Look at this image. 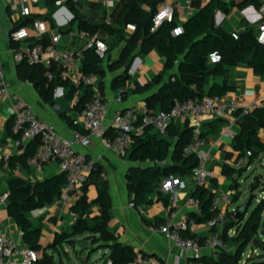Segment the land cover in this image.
Segmentation results:
<instances>
[{
  "label": "crops",
  "instance_id": "0c3cea01",
  "mask_svg": "<svg viewBox=\"0 0 264 264\" xmlns=\"http://www.w3.org/2000/svg\"><path fill=\"white\" fill-rule=\"evenodd\" d=\"M10 1L0 0V56L10 84L9 92L0 98V196L5 192L9 193L8 180L11 177H19L25 181L34 183L63 172L57 160L46 161L41 169L33 168L27 162L25 164L21 162H16L13 165L10 164L9 157L21 154L28 142L21 135L17 137L16 133L8 127L9 121L11 120L12 122V103L17 96H23L32 102L38 116L54 122L61 135L70 136L75 128H80L70 122L71 119L73 120V118L78 116L79 111L74 109L77 94L72 99L67 98L68 87L66 84L52 81L44 86H40L35 82L18 77L16 71L18 62L13 58V50L19 46L26 45L27 39H31L32 36L30 35V37L24 40H17L19 46L16 48L11 45L13 40L10 38V32L20 27L23 18H20L10 8ZM118 1L114 0L112 6L108 4V0H79L75 3L84 19L91 22L106 20L113 23L110 13ZM167 1L173 2L176 6V14L180 23L179 30L177 31L179 32L182 30V23L198 10V0H189L194 7L192 14H187L186 11L185 5L188 0ZM207 1L209 0H201L202 5ZM223 1L227 3L228 9H217L213 20L215 25L220 26L225 31L232 32L237 30L240 32L247 27H252L257 34L260 27L264 25V14L260 9L264 0ZM32 10L34 17L48 21L51 32H61V45L81 50L90 46L89 38H82L79 35H71L69 33L71 29H74V24L71 23L73 13L69 9L67 1L61 4L56 3V6L49 10L43 0L39 4L34 5ZM48 15L50 17H46ZM70 27L71 29L66 32L65 30ZM132 31L126 25L123 28L122 34L126 38H129ZM93 35L104 40L109 46L107 58L103 60V72L97 74V77L100 83L98 84L99 91L107 100L111 112L115 109L129 106L137 108H142L145 105L148 106V98L153 97L159 91L161 83L168 80L170 76V71L162 73L165 66V58L156 50L145 53L137 49L134 53L133 61L127 70V73L130 75L127 81H131L134 86L129 88L124 99L118 102L116 96L120 89H113L111 87V80L115 75L123 72L125 66L114 68L115 66H111V64L119 59L126 40L121 39L117 43L115 40L118 39V36L101 31ZM207 62L212 64L208 60ZM79 65L82 66V63H79ZM161 73L162 77L160 81L153 83L146 89L140 90L136 88L139 84L146 85L152 82ZM226 84L232 87L227 88L222 93L210 95H219L221 100L225 102L235 99L241 106H251V109L257 106H264V73H256L246 61L227 65L226 75L206 74L203 91L208 94L213 85L216 86L214 89H220ZM154 105L156 108H160L158 102H154ZM195 120L196 117L190 116L179 119L174 123L181 128L186 125L191 127ZM106 126L103 135L93 136L88 146L76 144L75 147L79 151L86 153L87 156L94 158L107 173L106 179H103L101 175L100 178L107 181L112 196L108 228L117 234L119 242L130 244L137 253L157 256L162 258L165 264H188L192 256L182 253L179 248L158 230V227L169 217L174 216L178 219L192 213V209L188 208L185 202L195 188L194 181L190 175L179 174L178 172L165 174L161 176L158 184L148 193L150 202L141 204L138 207L134 206L131 201L133 194L128 188L126 172L131 166L146 167L156 163L133 158L131 146L124 151L106 147L103 139L108 138L112 133L109 120H107ZM201 129L202 131H208L205 148L209 156V166L215 171V176L211 178L207 187L214 192L227 190L230 188L231 181L222 174V167L224 163L229 165L235 163V160L228 156L227 153L236 156L237 151L234 150L232 144L234 137L241 132V125L237 120H232L229 117L209 114L201 118ZM227 129H230L235 135L230 137L225 134V130ZM153 132L156 133L155 131ZM259 134L264 139V129H260ZM167 164L174 165L175 162L168 159L160 165ZM87 195L88 202L97 195V187L94 183L89 185ZM80 197L75 198L72 193L67 198H63L60 195L52 202L42 207L32 208L26 212L30 221L41 229L39 240L41 245L40 251L43 253L45 250L52 256L54 262V253L59 251L63 244L58 249L51 247V244L57 233L65 230L70 231L78 214L73 209V206L78 202ZM86 210L91 216L99 214L98 205L94 203L89 204ZM210 229L206 222H196L190 227L189 232L201 233L203 236H207L211 231ZM189 232L185 233L189 234ZM0 234L9 235L17 241L24 242L22 229L8 215L7 202H0ZM77 235L81 237L80 243L84 244L88 242V246H81V249L78 251L83 264H102L109 259L110 249L103 247L97 250L103 253V262L90 261L93 251L89 253V249L95 246L92 243V233L87 231ZM77 235L73 236L75 240L73 244L77 243V238H75ZM83 236L89 237V239H82ZM226 242L228 244L226 251L232 250L234 248L233 243L229 240H226ZM251 243L252 248L250 251L253 252V260L257 261L258 264H264V244ZM202 254L206 260L215 258L207 245L203 247ZM57 264L63 263L60 261ZM129 264L136 263L133 261Z\"/></svg>",
  "mask_w": 264,
  "mask_h": 264
},
{
  "label": "trees",
  "instance_id": "16d2710c",
  "mask_svg": "<svg viewBox=\"0 0 264 264\" xmlns=\"http://www.w3.org/2000/svg\"><path fill=\"white\" fill-rule=\"evenodd\" d=\"M44 1L48 9L51 10L56 6L58 0ZM160 1L119 0L110 13L113 23L106 20L100 22L88 21L81 16L74 1H67L69 9L73 13L71 23L76 22L78 29H85L91 35L101 31L126 40L119 59L111 64V66L117 67L125 66L123 72L112 78L111 87L113 89H123L125 87L130 77L127 70L137 49L145 53L156 50L165 58L162 73L170 71L168 80L161 83L159 91L153 97L148 98L150 108H156L154 102H158L160 108L167 109L175 99L201 98L206 94L203 91L205 75L209 73L226 75L227 65L229 64L246 61L256 73H264V44L258 41L257 34L252 27L240 31L238 38H234L231 32L215 25L213 20L215 11L217 9H228L225 1L209 0L202 5L201 0H198V10L182 23V30L179 32H177V29L180 23L176 13L171 21H164L160 26L154 30L152 29L153 15ZM36 18L33 15L23 18L20 26L31 23ZM128 23L135 24L136 28L132 31L130 37L126 38L122 32ZM70 29L71 27L65 31L68 32ZM27 40V45L33 43L31 39ZM42 41L46 42L47 37ZM11 43L15 48L19 46L17 40H13ZM215 51L221 54V60L210 64L207 62L208 56ZM48 70H52V68L41 63H30L26 58L16 65L17 75L21 79L30 80L40 86L52 81L66 84L68 87L66 96L72 99L77 94L74 109L80 112L93 95L94 91L91 86L82 84L76 86L71 82L60 80L58 77L49 80ZM82 70L87 74H101L103 72V59L99 57L93 46L83 49ZM162 73L152 82L146 85L139 84L136 88L140 90L148 88L153 83L161 80ZM231 87V85L226 84L220 89H214L216 86L213 85L208 94L222 93ZM237 121L241 125V132L234 137L232 144L237 154L235 156L227 153V155L237 162L246 156L247 150H251L246 163V166H249L264 151V139L259 134V130L264 129V106H257L251 109L249 113L238 116ZM70 122L73 124L72 119ZM8 127L13 131L11 120ZM181 131L183 133L179 138ZM202 134L207 135L208 131H202ZM16 135L17 137L20 136L19 133H16ZM191 135V127L186 125L181 128L172 122L166 130V135L151 132L148 127L145 135L134 136L131 145L132 157L140 161L156 163L146 167L131 166L126 172L128 188L133 194L131 201L134 206L138 207L141 204L150 202L148 193L158 184L161 176L175 172L184 175L192 173L193 168L198 164V158L194 153H184V146L190 140ZM38 144L39 139L29 140L21 154L9 157L10 164L13 165L16 162L25 164L27 158L35 153ZM168 159L173 160L175 164L160 165ZM242 169V167H235L227 163L223 164L222 174L231 181L230 189L233 188V180L240 177ZM102 170L101 165L96 162V169L83 185V194L73 206V209L78 213L75 222L70 231L65 230L55 235L51 247L58 249L64 242L74 243L73 236L89 231L92 233V243L95 244L92 251L108 247L110 249L108 256L111 261L110 264H129L135 260L137 251L130 244L119 242L117 234L108 228L112 196L107 181L100 178ZM66 181L65 172L34 183L19 177H11L8 180V215L22 229L23 241L31 247L41 249L39 242L41 229L30 221L26 212L32 208L42 207L60 196ZM92 183L97 187V195L88 202L87 191ZM214 193L209 187L200 185H196L191 192L192 196L199 199L202 208L201 214H194L197 222H206L214 215L216 211V208L212 205ZM93 203L98 205L99 214L91 216L86 207ZM238 209L239 206L228 212L229 222L225 224L223 233L224 239L231 241L234 248L219 252L217 257L207 259V261L213 264H240L244 249L256 238L264 210V197L248 214L247 211L243 214H236ZM230 228H235V233L228 235ZM256 244L262 245L259 242ZM253 259V254L247 256L245 264H258ZM34 264L57 263L44 250ZM102 264H108L107 260Z\"/></svg>",
  "mask_w": 264,
  "mask_h": 264
},
{
  "label": "built area",
  "instance_id": "2783aa9c",
  "mask_svg": "<svg viewBox=\"0 0 264 264\" xmlns=\"http://www.w3.org/2000/svg\"><path fill=\"white\" fill-rule=\"evenodd\" d=\"M41 1L43 0H11L10 8L20 18H26L33 14L32 7ZM66 1L69 0H58L56 3L61 4ZM72 1L78 2L79 0ZM108 4L112 6L114 0H108ZM185 6L187 14L194 12V7L189 0ZM260 9L264 14V2ZM175 13L176 6L173 2L161 0L153 15L152 29L154 30L164 21H171ZM127 27L131 30L136 28L133 23H128ZM69 33L74 35L76 31L71 29ZM231 34L234 38L239 36L237 30L232 31ZM30 35L33 42L31 45L26 44L13 50V58L16 62L26 58L30 63H41L52 68V70H48L49 80L58 77L60 80L71 82L76 86L89 85L94 91L78 116L73 118V124L80 128H75L70 136L61 135L54 122L39 117L33 103L25 97L17 96L12 103L13 131L19 133L26 141L39 139L35 153L27 158L28 165L41 169L46 161L57 160L60 169L65 172L67 177L61 193L63 198H67L70 193L75 198L80 197L83 194V185L96 169V160L79 151L75 145L88 146L93 136H102L107 127V120H109L112 133L111 136L103 139L104 145L124 151L132 145L134 136L145 135L148 127L151 132L155 131L166 135V130L172 122L190 116L196 117L195 122L191 125L192 135L184 146V153H194L198 158V164L190 174L195 186H208L211 178L215 176V171L208 163L209 156L205 148L207 136L202 134L201 118L209 114H217L237 120L238 116L249 113L251 106H241L235 99L225 102L221 100L219 95L205 94L201 98L175 99L167 109L150 108L145 105L142 108L129 106L111 112L107 100L99 91L97 74H87L79 65V63H82L83 50L61 45V32H51L48 21L42 18H36L31 23L21 25L10 32L12 40H24ZM78 35L82 38H89V45L93 46L101 59L107 58L109 46L104 40L97 38L96 35L92 36L85 29H79ZM45 37H47V41L43 42L42 40ZM257 39L264 44V25L257 32ZM220 60L221 54L217 51L210 53L208 56V61L211 63ZM133 86L131 81H127L125 87L118 91L116 100L121 102L129 88ZM9 87L6 69L0 56V98L9 92ZM225 134L230 137L235 135L230 129L225 130ZM250 154L251 150H247L246 156L233 165L235 167L246 165ZM100 175L103 179L107 178V173L104 170L100 172ZM8 197V192L3 193L0 196V202L6 203ZM232 197L233 190L230 188L214 193L212 205L216 208V211L206 221L211 228L207 236H203L201 233L189 232L190 227L197 222L194 214L202 213L199 199L192 195L185 202V205L192 209V213L178 219L174 216L169 217L163 224H160L158 230L182 253L192 256L188 264H213L203 258V247L207 245L215 257L218 256L219 252L228 249L223 233L227 219H229L228 212L235 209H230ZM185 232H189V234ZM233 233H235V228H230L228 235ZM252 253V251H249L244 256L245 259L243 257L239 263L245 264L246 257ZM41 255L40 250L31 247L27 243L17 241L9 235L0 234V264H34ZM107 262L110 264V259ZM134 263L165 264L162 258L141 253H137Z\"/></svg>",
  "mask_w": 264,
  "mask_h": 264
},
{
  "label": "rangeland",
  "instance_id": "374dc122",
  "mask_svg": "<svg viewBox=\"0 0 264 264\" xmlns=\"http://www.w3.org/2000/svg\"><path fill=\"white\" fill-rule=\"evenodd\" d=\"M73 28L76 31V35L78 36L79 29L76 22L74 23ZM118 41L120 42L121 39L118 38L115 40V42L119 43ZM114 68L118 67L115 66ZM241 167L243 169L240 177H238L237 180H233L232 183L233 188L231 189L233 190V197L231 200L230 209L236 208L237 206H239L240 209L241 207L247 205L246 211L248 214V212H250V210L253 209L264 197V151L261 152L249 166L242 165ZM228 222L229 219H227L226 223ZM261 223L264 225V210L262 212L258 230L261 228ZM75 238H77V243L73 244L71 242H64L62 248L54 253L56 263L61 261L63 264H83L81 257L78 255V251L81 249L79 242L81 237L77 235ZM82 239L88 240L89 237L83 236ZM256 239H258L259 242L264 243V236L261 235L259 237V231ZM251 244L252 243L250 242L244 249L243 257L246 256L252 248ZM86 246H88V244ZM94 260L102 263L103 253H100L97 250L93 251L90 256V261Z\"/></svg>",
  "mask_w": 264,
  "mask_h": 264
},
{
  "label": "water",
  "instance_id": "95a60500",
  "mask_svg": "<svg viewBox=\"0 0 264 264\" xmlns=\"http://www.w3.org/2000/svg\"><path fill=\"white\" fill-rule=\"evenodd\" d=\"M179 29H177V31H178ZM182 133H183V131H181L180 133H179V138L182 136ZM263 185H264V182H263ZM246 209H247V205L246 206H243V207H241L240 209H238L237 210V212H236V214H243L245 211H246ZM259 231V237L261 236V235H263L264 236V225H263V223H261V228H260V230H258ZM252 242H259V240L258 239H253L252 240ZM260 244H261V242H259ZM88 243L87 242H85L84 244L83 243H80V246H85V245H87ZM93 250V248H90L89 249V253L91 252Z\"/></svg>",
  "mask_w": 264,
  "mask_h": 264
}]
</instances>
